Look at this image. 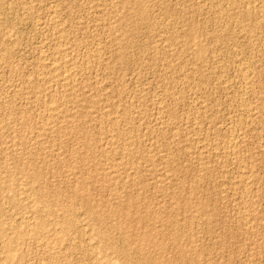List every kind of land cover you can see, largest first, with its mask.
Wrapping results in <instances>:
<instances>
[{"label": "rangeland", "instance_id": "374dc122", "mask_svg": "<svg viewBox=\"0 0 264 264\" xmlns=\"http://www.w3.org/2000/svg\"><path fill=\"white\" fill-rule=\"evenodd\" d=\"M0 264H264V0H0Z\"/></svg>", "mask_w": 264, "mask_h": 264}]
</instances>
